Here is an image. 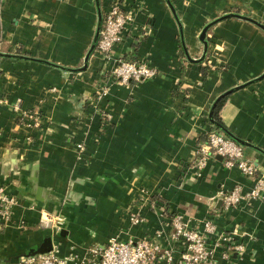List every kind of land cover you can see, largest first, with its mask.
<instances>
[{"label": "crops", "instance_id": "obj_1", "mask_svg": "<svg viewBox=\"0 0 264 264\" xmlns=\"http://www.w3.org/2000/svg\"><path fill=\"white\" fill-rule=\"evenodd\" d=\"M114 1L98 0L102 14ZM125 1L127 8H137L138 29L130 28L116 55L149 62L158 69L152 78L113 83L109 94L96 100L102 66L96 51L79 72L0 55V184L19 198L13 220L0 232V264H14L37 247L47 236L39 227L41 212L57 209L69 229L65 238H55L64 247L61 254L71 244L150 235L180 211L216 225L208 244L216 249L217 264H264V199L229 209L220 200L236 185L250 190L254 178L227 167L220 155L202 169L195 164L199 144L215 127L209 114L216 99L247 83L223 97L217 117L258 147L245 149L264 173V29L228 17L209 28L206 52L200 40L203 27L228 12L264 24V0H170L181 28L168 0ZM97 6L96 0H0V52L79 67L95 35ZM69 94L77 100L88 96L79 105ZM16 101L40 110L42 127L18 125ZM102 112L110 114L106 122ZM77 142L85 144L82 159ZM15 155L33 167L15 174L9 163ZM33 176L42 187L38 194ZM87 195L95 198L93 204ZM146 195L168 216L149 204L140 206ZM131 209L142 213V223H130ZM220 233L231 235L243 250L224 258Z\"/></svg>", "mask_w": 264, "mask_h": 264}, {"label": "built area", "instance_id": "obj_2", "mask_svg": "<svg viewBox=\"0 0 264 264\" xmlns=\"http://www.w3.org/2000/svg\"><path fill=\"white\" fill-rule=\"evenodd\" d=\"M136 10L137 8H127L125 0H115L111 8L103 13L100 37L95 49L102 58L101 78L96 84V100L106 97L113 83H138L158 74V69L149 62L129 60L116 55V47L123 43L130 28L138 29V25L134 23ZM143 26L141 30L144 29ZM12 108L17 113L18 125L42 127L44 115L40 110L23 107L20 101L12 103ZM101 117L106 122L110 119V114L102 112ZM31 140L30 136L26 137L27 142ZM75 146L78 158L82 159L84 142H77ZM217 155L223 157L227 167H237L244 175L255 180L250 190L244 191L241 185H236L231 190L222 192L220 199L226 209L245 201L264 199V173L247 155L244 146L214 127L199 144L195 164L202 169ZM18 204V196L12 194L6 185L0 184V232L10 225ZM145 204L160 212V216H168L164 207L148 195L140 200V206ZM128 216L132 225H138L144 220L142 213L133 209ZM168 218L169 220H164V227L150 235L126 238L115 235L105 243L93 242L82 246L72 244L66 254H61L55 246L50 252L22 255L14 264H217L216 249L208 244V237L217 232L211 219L198 220L180 211L173 212ZM64 223L65 218L60 214L41 212L40 228L57 231ZM20 224L24 225L25 222L21 220ZM219 240L225 243L222 254L224 258H228L232 250L241 251L244 248L243 244L235 243L233 237L225 233L219 234Z\"/></svg>", "mask_w": 264, "mask_h": 264}, {"label": "water", "instance_id": "obj_3", "mask_svg": "<svg viewBox=\"0 0 264 264\" xmlns=\"http://www.w3.org/2000/svg\"><path fill=\"white\" fill-rule=\"evenodd\" d=\"M97 1V7H98V22H97V27H96V31H95V35L93 37V40L91 42V45L90 47L88 48L86 54H85V57H84V60H83V64L79 67H70V66H65V65H61L59 63H55V62H52V61H49V60H46V59H42V58H38V57H30V56H24V55H15V54H9V53H1L0 52V55H6V56H17V57H24V58H28V59H31V60H34V61H38V62H41V63H45V64H48V65H51V66H54V67H58L60 69H63L64 71H70V72H79V71H84L88 68V65H89V59L91 57V55L94 53L95 49H96V45H97V42L99 40V37H100V31H101V27H102V22H103V14L101 12V9H100V6L98 4V0ZM168 3L179 23V26L181 28V23L178 19V16H177V12H176V9L174 8L173 4L171 3L170 0H168ZM228 17H238V18H241V19H245V20H248V21H251L257 25H259L260 27H262L264 29V24L260 21H258L257 19H255L254 17L250 16L249 14H246V13H240V12H236V11H233V12H228V13H225L219 17H217L216 19L210 21L209 23H207L201 33H200V40L204 43L205 45V52H206V49H207V46H208V39H207V32L209 30V28L214 25L215 23H217L218 21L222 20V19H225V18H228ZM264 77V74L263 76ZM247 83L245 84H242V85H238L237 87H233L229 90H227L226 92H224L222 95H220L215 103L213 104V107L210 111V114H209V120L211 122V124L213 126H215L219 131L223 132L225 135L229 136L230 138H232L234 141H236L237 143H239L240 145L244 146V147H253V148H256L258 149V147H256L255 145L249 143L248 141L238 137L236 134H234L232 131H230L227 127H225V125H223L222 122L218 121L215 117H214V109L218 103V101H220L221 98H223L224 96L230 94L232 91L236 90L237 88L241 87V86H245ZM87 95H83L82 99L81 100H77L75 96L72 97L71 94H69L67 96V99L68 100H72L74 99L75 102L77 104H83L86 102V99H87ZM80 115V114H78ZM9 163H10V166L11 168L14 170V173L15 174H18L20 175V170L21 169H29V168H32L30 164H25L24 161L20 158V157H17V155H15L14 157H12L11 159H9ZM37 165V164H36ZM34 165V168L35 166ZM32 181L34 182L35 184V190L37 192V194L42 191V187L38 186L37 185V178L36 177H32ZM80 182L82 183H85V180H79ZM73 192L71 191V194ZM86 198L90 201V203H94L95 202V198L93 196H86ZM221 200V199H220ZM60 215L62 217L65 218V223L64 225L57 231H55L54 233H50L48 234L47 236L44 237V239L42 240V242L37 246V247H34V248H31L28 252L24 253V254H21L19 255L18 257L22 256V255H28V254H37V253H46V252H50L51 250H53V248L55 246L59 247V244L56 243L55 241V238L56 237H66L68 236L69 234V229H68V226H67V223H68V220H67V217L66 215L61 212ZM87 245L89 243H81V244H77L78 246H82V245Z\"/></svg>", "mask_w": 264, "mask_h": 264}, {"label": "rangeland", "instance_id": "obj_4", "mask_svg": "<svg viewBox=\"0 0 264 264\" xmlns=\"http://www.w3.org/2000/svg\"><path fill=\"white\" fill-rule=\"evenodd\" d=\"M60 212H61V210H55V211H52V213L51 214H53V215H58V214H60ZM42 230H44V231H47V235L48 234H50V233H54L55 231H56V229H52V228H41ZM57 244H59V247H58V249H59V251H61V248H64L63 246H62V243L60 244V242L58 243L57 242ZM72 245V244H71ZM70 245V246H71Z\"/></svg>", "mask_w": 264, "mask_h": 264}, {"label": "trees", "instance_id": "obj_5", "mask_svg": "<svg viewBox=\"0 0 264 264\" xmlns=\"http://www.w3.org/2000/svg\"><path fill=\"white\" fill-rule=\"evenodd\" d=\"M223 101H224V98H222V99L217 103V105H216V107H215L214 117H215L218 121H220V120L218 119L217 114H218L219 108L221 107ZM220 122H221V121H220Z\"/></svg>", "mask_w": 264, "mask_h": 264}]
</instances>
